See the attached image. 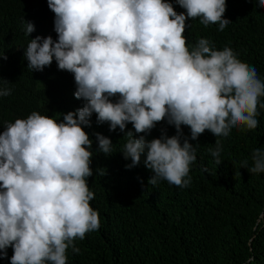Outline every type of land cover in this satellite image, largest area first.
Masks as SVG:
<instances>
[{
    "label": "clouds",
    "instance_id": "clouds-1",
    "mask_svg": "<svg viewBox=\"0 0 264 264\" xmlns=\"http://www.w3.org/2000/svg\"><path fill=\"white\" fill-rule=\"evenodd\" d=\"M177 14L165 0H47L54 13L51 36H37L26 48L28 68L43 71L53 59L58 70L74 76L73 99L83 100L62 121L33 111L26 119L5 122L0 132V264L11 247L10 264H66V250L79 254L74 240L100 227L99 213L90 207L94 193L87 179L92 141L82 126L107 123L109 130L127 131L123 158L131 169L143 164L161 179L187 187L196 148L184 138L181 125L196 140L205 130L227 137L233 128L258 127L259 98L264 82L256 69L239 61L229 47L215 50L199 39L189 50L183 33L187 19L204 26L231 23L224 19L226 0H175ZM264 7V0H258ZM25 24L26 35L34 31ZM0 58L6 59L3 55ZM0 80V97L11 94ZM76 88L74 92L73 89ZM116 97L112 102L111 98ZM260 107H264L261 104ZM166 120L176 135L147 141L144 135ZM98 151L112 152L110 139L96 133ZM221 143L211 155L217 165ZM248 171L264 172V151L256 148ZM247 160L241 167H247ZM205 171L207 169H204ZM185 177H188L185 179Z\"/></svg>",
    "mask_w": 264,
    "mask_h": 264
},
{
    "label": "trees",
    "instance_id": "trees-1",
    "mask_svg": "<svg viewBox=\"0 0 264 264\" xmlns=\"http://www.w3.org/2000/svg\"><path fill=\"white\" fill-rule=\"evenodd\" d=\"M165 2L177 14L185 13L175 0ZM223 18L231 22L223 31L218 23L204 26L199 18L187 19L183 33L187 47L191 51L202 38L215 50L229 47L264 82V7L258 0H226ZM24 21L34 27L28 35ZM37 36L57 40L47 0H0V55L6 57L0 58V80L11 88L10 95L0 97V132L5 122L26 119L33 111L60 122L71 108L84 105L70 92L74 76L58 70L55 59L43 71L28 68L26 48ZM261 104L264 96L257 106L258 127L233 128L227 137L205 130L191 140L190 128L181 125V144L189 138L196 148L188 174L191 182L183 188L163 179L155 186L148 184L154 173L144 167L143 155L139 165L127 169L131 160L122 152L126 132H134L132 125L127 124L124 132L110 131L107 123L97 124L93 113L91 127L82 128L92 141L93 175L86 179L94 193L90 207L99 213L100 227L83 240H74L80 251L75 254L69 247L66 264H264V172L248 171L252 152L257 147L264 151ZM96 133L112 143L107 156L98 151ZM162 134L172 137L176 129L164 120L134 138L144 135L151 141ZM215 140L221 143L219 165L211 155ZM245 160L248 166L242 168ZM6 252L2 264H10L13 255L11 247Z\"/></svg>",
    "mask_w": 264,
    "mask_h": 264
}]
</instances>
